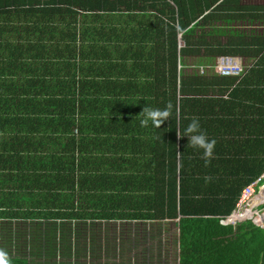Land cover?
<instances>
[{
  "label": "trees",
  "instance_id": "16d2710c",
  "mask_svg": "<svg viewBox=\"0 0 264 264\" xmlns=\"http://www.w3.org/2000/svg\"><path fill=\"white\" fill-rule=\"evenodd\" d=\"M27 21H33L35 35L47 37L49 33L50 42L58 48L66 39L73 43L88 40L92 50L83 52L90 55L83 62L87 66L88 60V67L97 65L105 77L106 70L109 73L117 65L102 51L113 46L117 38L123 44L119 50L121 67H131L133 75H144L145 81L137 102L119 105V117L132 115L142 129L130 119L123 126L122 122L116 124L105 106L96 116L104 126L96 131L99 138L95 143L104 153L114 147L139 152L149 149L154 140L156 151L162 147L166 154L155 156L154 165L151 159L141 168L120 167L127 174L120 175L117 183L113 181V193L104 185V173L87 172L77 182L75 172L70 177L59 170L40 172L36 195L9 200L5 210H0V264H52V258H62L53 264L85 263L81 257L87 251L93 256L102 253L101 245L93 249L82 245L87 238L84 226L86 222L101 221L150 222L153 228L152 236L148 231L149 242L175 222L179 231L178 264H264V228L252 221L236 226L222 224L236 209L243 189L264 174V34L253 28L256 22L264 23V5L243 0H0V33L7 36L6 44L4 40L0 44L16 47V24L22 29ZM45 25L49 26L48 33L40 28ZM180 36L183 47H179ZM82 46L80 52L87 48ZM222 56H247L254 62L242 79L218 76L214 66ZM195 67H206V74L186 71ZM97 82L108 83L103 79ZM245 84L260 88L251 94L262 101V113L253 121L242 120L249 122L237 131L248 135L242 136L246 138L245 148L227 136L249 153L247 158L229 155L223 149L218 152V147L209 158L188 151V138L178 137L177 128L183 136L191 120L199 123L198 116L216 120L219 115L215 111L221 112L226 102L240 105L242 96L251 99L252 95L243 89ZM106 94L103 98L109 97ZM57 103L61 118L75 129L76 138L80 137V142L86 139L88 132L80 125L90 115L87 109L67 106L71 112L66 114V104ZM92 105L96 107L97 103ZM145 106L161 110L170 106L169 118L159 128L143 131L147 125L141 124ZM218 142L219 148L223 146L222 141ZM139 158L141 155L133 153L130 160ZM151 250L148 247L144 252L148 256L137 264L160 262ZM75 256L81 262L72 263ZM66 259L70 261L64 263ZM134 261L138 260L131 256L127 264H136Z\"/></svg>",
  "mask_w": 264,
  "mask_h": 264
},
{
  "label": "crops",
  "instance_id": "0c3cea01",
  "mask_svg": "<svg viewBox=\"0 0 264 264\" xmlns=\"http://www.w3.org/2000/svg\"><path fill=\"white\" fill-rule=\"evenodd\" d=\"M16 26L17 32L14 35L16 47L13 45L4 46L7 36L0 33V41L4 40V45L0 44L1 211L5 210L4 204L9 200L25 199L27 196L36 195L40 172L48 174V172L59 170L67 177L75 172L77 182L80 176L87 172L98 175L104 173V178H107L104 185L113 193V181L117 183L120 175L127 174L120 167L130 170L138 165L141 168L140 166L144 162L151 159L154 165L155 156L158 155L157 157L161 158L166 154L165 148L162 150V147L158 152L156 151L152 137L153 143L150 148L141 149L139 152L137 150L130 151V149H126L124 152L123 149L114 147L111 151L105 149L104 153L100 145L95 143V139L99 138L96 131L104 126L101 119L96 116L102 114V108L105 106L109 107L107 112L113 115L116 124L122 122L120 125L123 126L124 121L130 119L142 129L138 122L131 118L132 115L119 117V105L124 102L128 104L137 102L138 92L142 88L141 84H144L145 81L144 75H133L131 67L129 69L121 67L119 50L123 44L119 43L117 38H115L113 46L105 47L102 51L117 65L113 66L109 73L106 70L107 77H105L103 71L97 69V65L95 68L94 66L88 67L89 61L86 60L87 66L83 62V58L90 56L83 52L92 50L88 40L84 43L82 39H77L73 43L70 39H66L61 44L63 46L58 48V45L50 42L52 36L48 33L49 26L40 27L47 30L49 37L40 33L35 35L33 21L24 22L22 29L18 23ZM115 26L119 28L120 25L113 24V27ZM42 39L45 41L42 46H39ZM50 43L53 47L49 45ZM81 45L87 47L82 52L79 51ZM35 46L37 50H35ZM93 52L92 58H95ZM242 59L246 61L245 65L247 66L249 60L243 56ZM253 62H249V65L251 66ZM146 76L148 77L150 74H146ZM100 79L107 80L108 83L99 85L97 81ZM243 86V89H246L249 94L260 89L257 84ZM104 93H107L106 95L109 97L103 98ZM110 93H113L114 96ZM250 98L242 96L239 101L240 105L233 104L232 101L226 102L221 112L215 111V114L219 115L216 120L209 116L203 118L198 116L200 129L209 140H214L215 144L209 149L207 156L204 154V149L194 148L189 143L188 151L194 155L209 158L215 155L214 152L218 147V152L224 150L229 155L238 154L243 156V159L247 158L249 153L239 148L237 144L234 145V142L236 140L245 148L247 142L243 137L248 135L246 133L238 134L237 131L240 130V126L247 125L249 122H242V120L253 121L259 113H262V101L255 100L253 95ZM58 101H63L66 104V114L71 112L67 110V106L87 109V114L90 115L85 116L83 118L84 125L83 122L80 125L81 129L88 132V134L85 133L88 135L86 139L80 142V137L76 138L75 129L65 118H61L60 113H63ZM93 103H97L96 107L92 105ZM236 107L240 110H237ZM126 109L129 110L128 107ZM153 129L154 126L149 121L143 131H152ZM228 134L235 140L227 136ZM244 134L246 135L243 136ZM229 137L232 139V145L228 142ZM139 138L149 139L142 136ZM218 141L223 142V146L220 148ZM112 144H114L113 141ZM249 150L251 153L253 152L252 149ZM133 153L141 155V158L131 161L130 157ZM136 168L138 167L134 169ZM11 190L14 191L10 192Z\"/></svg>",
  "mask_w": 264,
  "mask_h": 264
},
{
  "label": "rangeland",
  "instance_id": "374dc122",
  "mask_svg": "<svg viewBox=\"0 0 264 264\" xmlns=\"http://www.w3.org/2000/svg\"><path fill=\"white\" fill-rule=\"evenodd\" d=\"M245 3H255L256 5H264V0H243ZM258 3V4H257ZM248 26L247 22L244 23ZM252 28V27H251ZM255 30H254V29ZM252 30L261 32V34H264V23L256 22L253 26ZM248 29L249 28H245ZM180 40V38H179ZM223 42L225 41V38L221 39ZM182 41H179V47ZM184 44L182 42L181 47H183ZM245 57L246 60H249L246 64V61L242 59V57H237L241 61L242 67L244 70H249L252 66H250L249 62H253V59H249L247 56ZM215 67V66H214ZM188 73L192 72L199 75H205L206 70L201 73V70L196 68L195 69H188ZM214 73L218 76H221L217 74L218 72L214 68ZM212 75V74H211ZM208 76L211 78L212 76ZM223 99H226V97L223 95ZM264 176V175H262ZM261 176V177H262ZM264 183V179H263ZM257 199L253 201L254 205L257 207V210L261 211V213H264V207L261 208V202H264V190L262 191V194L260 192L257 194ZM261 198V202L255 203L258 199ZM264 205V204H263ZM260 217V216H259ZM261 218V217H260ZM85 230L87 231V238L83 242L82 245L84 247H87L89 249L90 247L93 249V247H98L101 245L100 252L102 253L101 256L96 253L93 256L90 254V252L87 251L86 256L81 257V261L85 262L87 264H94L96 261L97 264H99L100 260H102V264H106L109 261L115 263H125L129 261V257L133 256L134 259L138 261H134L137 263H141L142 260H144L148 255L144 254L148 247H152L151 254L155 255L157 259L160 260L158 262L157 260H153L154 263L157 264H178V257H177V241L176 238L178 237V228L175 225V222L172 223L170 228L165 227V230H162L160 235L153 236L151 238V242H149L147 239L148 237V231H150L152 236V228L153 226L150 224V222H99V223H91L86 222L84 226ZM264 228V227H262ZM88 230L91 231V233H88ZM106 230V231H105ZM135 231V232H134ZM147 234V235H146ZM136 238V241L134 239ZM84 250V249H83ZM133 252H131V251ZM109 251V253H108ZM108 254V256H106ZM153 255V256H154ZM96 256V258H95ZM109 257V258H108ZM41 260V262H44V259L38 258L37 260ZM51 261H57L61 262L62 258H52ZM70 261L68 259L64 260ZM76 256L72 257L71 262H81ZM49 263V261H46ZM53 262V263H54ZM52 263V264H53ZM82 263V264H85ZM77 264V263H75ZM101 264V263H100Z\"/></svg>",
  "mask_w": 264,
  "mask_h": 264
},
{
  "label": "built area",
  "instance_id": "2783aa9c",
  "mask_svg": "<svg viewBox=\"0 0 264 264\" xmlns=\"http://www.w3.org/2000/svg\"><path fill=\"white\" fill-rule=\"evenodd\" d=\"M240 61L241 60L237 57L222 56L217 59L214 68L218 72L217 74L221 76L237 77L239 79H242L246 75L247 71H245L242 65H240ZM198 69H200L201 73H203L206 70V67H200ZM263 179L264 176L258 178L256 181L243 189L236 209L234 210L232 215L228 216L222 221L223 225L236 226L237 224L244 221H252L257 227H264V213H261V211L257 210V207L253 203V201L258 197L257 194L259 192L260 194H262V191L264 190ZM263 204L264 202H261V208L264 207ZM242 212H251L253 215L252 217L245 216L241 214ZM232 217L234 218L230 221Z\"/></svg>",
  "mask_w": 264,
  "mask_h": 264
},
{
  "label": "clouds",
  "instance_id": "9594fccd",
  "mask_svg": "<svg viewBox=\"0 0 264 264\" xmlns=\"http://www.w3.org/2000/svg\"><path fill=\"white\" fill-rule=\"evenodd\" d=\"M142 113L144 114V119L141 121L142 125L148 124L151 121L154 127L159 128L160 125L165 122L170 115V106L165 109H152L147 106L143 108ZM177 135L180 138L187 137L188 143L192 147L198 149H204L205 156L208 155L209 149L215 144L214 140H209L205 133L200 129L198 121L195 119L191 120L187 127L184 129V135H180V130L177 128ZM179 155V153H178Z\"/></svg>",
  "mask_w": 264,
  "mask_h": 264
},
{
  "label": "bare ground",
  "instance_id": "6f19581e",
  "mask_svg": "<svg viewBox=\"0 0 264 264\" xmlns=\"http://www.w3.org/2000/svg\"><path fill=\"white\" fill-rule=\"evenodd\" d=\"M264 197V196H263ZM259 202H261V198L260 199H258L255 203H259ZM242 215H245V216H252L253 214L251 213V212H246V213H241ZM241 214H238V215H241ZM234 217H232L231 219H230V221L233 219ZM235 218H236V216H235Z\"/></svg>",
  "mask_w": 264,
  "mask_h": 264
},
{
  "label": "water",
  "instance_id": "95a60500",
  "mask_svg": "<svg viewBox=\"0 0 264 264\" xmlns=\"http://www.w3.org/2000/svg\"><path fill=\"white\" fill-rule=\"evenodd\" d=\"M179 38H180V41H181V36ZM181 44H182V42H181ZM181 44H180V47H181Z\"/></svg>",
  "mask_w": 264,
  "mask_h": 264
}]
</instances>
